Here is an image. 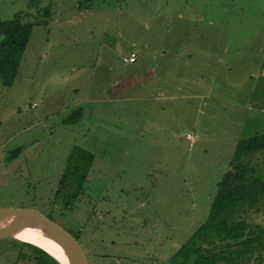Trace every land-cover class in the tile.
I'll return each instance as SVG.
<instances>
[{
	"label": "rangeland",
	"instance_id": "1",
	"mask_svg": "<svg viewBox=\"0 0 264 264\" xmlns=\"http://www.w3.org/2000/svg\"><path fill=\"white\" fill-rule=\"evenodd\" d=\"M77 1L0 0V18L48 7L0 85V206L38 208L89 264H166L205 219L237 139L264 132L262 0ZM16 146L24 156L8 160ZM74 146L92 158L63 210L52 198ZM17 247L1 237L0 264H35Z\"/></svg>",
	"mask_w": 264,
	"mask_h": 264
},
{
	"label": "trees",
	"instance_id": "2",
	"mask_svg": "<svg viewBox=\"0 0 264 264\" xmlns=\"http://www.w3.org/2000/svg\"><path fill=\"white\" fill-rule=\"evenodd\" d=\"M93 1L78 0L76 6H88ZM262 3L264 9V0ZM47 8L44 6L39 12L36 4L35 11L45 18ZM44 18L25 20L21 10L0 18V85L11 83L32 26L43 23ZM75 108L72 112L77 117L81 109ZM76 117L71 114L65 120L72 122ZM263 151L264 132L237 139L227 167L214 184L205 219L175 249L166 264H264V223L252 219L255 213L264 210V163L259 160ZM18 155H21L19 161L24 154L16 146L7 157L10 160ZM91 158V152L80 146H74L67 153L52 198L59 201L63 210L71 209L78 200ZM10 239L18 243L15 259L27 257L22 250L25 246L33 253L35 264H58L40 247Z\"/></svg>",
	"mask_w": 264,
	"mask_h": 264
},
{
	"label": "water",
	"instance_id": "3",
	"mask_svg": "<svg viewBox=\"0 0 264 264\" xmlns=\"http://www.w3.org/2000/svg\"><path fill=\"white\" fill-rule=\"evenodd\" d=\"M27 226L40 227L41 231L46 232L57 242L63 249L68 264H89L87 254L75 236L38 208L31 206H0V238L14 237L12 234L14 231ZM32 244L51 255L58 264H62L54 254L38 244Z\"/></svg>",
	"mask_w": 264,
	"mask_h": 264
},
{
	"label": "bare ground",
	"instance_id": "4",
	"mask_svg": "<svg viewBox=\"0 0 264 264\" xmlns=\"http://www.w3.org/2000/svg\"><path fill=\"white\" fill-rule=\"evenodd\" d=\"M13 236L19 240H25L38 244L59 258L62 264H68L65 253L61 246L55 242L46 232L41 231L40 227L27 226L14 231Z\"/></svg>",
	"mask_w": 264,
	"mask_h": 264
},
{
	"label": "built area",
	"instance_id": "5",
	"mask_svg": "<svg viewBox=\"0 0 264 264\" xmlns=\"http://www.w3.org/2000/svg\"><path fill=\"white\" fill-rule=\"evenodd\" d=\"M134 59H135V53L132 51L129 52L127 55L122 56V60L126 61V62H131ZM31 105H33V104H31ZM184 138L190 141L192 139V136L190 133H185Z\"/></svg>",
	"mask_w": 264,
	"mask_h": 264
},
{
	"label": "crops",
	"instance_id": "6",
	"mask_svg": "<svg viewBox=\"0 0 264 264\" xmlns=\"http://www.w3.org/2000/svg\"><path fill=\"white\" fill-rule=\"evenodd\" d=\"M131 51L134 52V53H135V56H136V52H135L134 50H130L129 52H131ZM129 52H128V53H129ZM128 53H127V54H128ZM127 54H124V55H127ZM122 56H123V55H122ZM134 60H135V59H134ZM134 60H133V61H134ZM131 62H132V61H131ZM110 95H111L110 98H112V97H117V96L114 95V94H110ZM186 133H188V132H186ZM186 140H187V139H186ZM23 154H25V153H23Z\"/></svg>",
	"mask_w": 264,
	"mask_h": 264
}]
</instances>
